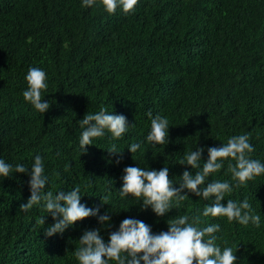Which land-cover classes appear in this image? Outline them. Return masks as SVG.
<instances>
[{
	"label": "trees",
	"instance_id": "trees-1",
	"mask_svg": "<svg viewBox=\"0 0 264 264\" xmlns=\"http://www.w3.org/2000/svg\"><path fill=\"white\" fill-rule=\"evenodd\" d=\"M33 66L48 74L42 98L52 106L44 115L23 99ZM102 106L134 125L120 140L96 138L83 153L78 121ZM149 112L169 120V138L157 148L145 140ZM240 134L250 135L252 158L264 161V0H138L128 14L85 9L81 0H0V158L30 167L43 156L46 191L80 187L82 203L111 212L112 226L101 232L106 241L125 218L166 231L168 219L196 216L208 203L189 193L165 217L141 211L137 200L119 199L125 167H169L179 182L186 151L203 147L206 161L208 147ZM133 142H142L134 154L127 150ZM112 143L122 156L107 151ZM224 171L209 180L228 179ZM28 179L0 178V264H78L80 236L101 225L89 217L46 237L52 217L38 225L46 215L40 206L20 208L30 197ZM245 197L261 216L260 228L226 217H202L201 227L221 225L223 241L238 248L237 264H264V176L224 203Z\"/></svg>",
	"mask_w": 264,
	"mask_h": 264
},
{
	"label": "clouds",
	"instance_id": "clouds-1",
	"mask_svg": "<svg viewBox=\"0 0 264 264\" xmlns=\"http://www.w3.org/2000/svg\"><path fill=\"white\" fill-rule=\"evenodd\" d=\"M138 0H81V7H102L108 14L117 10L125 14L132 12ZM27 87L23 91V99L34 110L45 114L52 106L42 94L48 89V74L41 67H30L24 77ZM150 130L145 138L153 148L165 143L169 138V120L149 112ZM81 133L79 148L85 153L96 138L106 135L111 140H120L134 125H129L127 117L116 114L102 106L95 113H87L79 120ZM142 142L131 143L127 150L137 153ZM110 154L121 155L117 144L112 143L107 149ZM205 148L197 146L188 150L179 160L185 166L179 182L169 178V167L146 169L127 166L123 169L122 185L118 189L121 201L135 199L141 211H151L157 217H165L171 210L179 209L181 204L194 194L204 201L203 211L196 216L177 215L167 220L166 231L154 232L151 225L144 221L128 217L122 220L117 230L109 234L107 241L101 235L103 229L112 226L111 212L101 214L99 206L89 207L82 203L81 188L70 191H59L53 194L46 191L49 176L46 174L44 157L35 155L30 167L23 163L15 165L0 158V178H9L14 173L26 174L30 197L26 204L20 206L21 211H28L34 205L40 206L41 215L36 223L46 224L49 216L54 223L44 228L46 237L63 234L77 221L95 217L100 228L83 231L79 238V246L74 255L78 264H237V250L223 241L221 225L210 223L201 227L203 218L226 217L229 223L236 222L245 227L252 225L260 228L261 216L245 197L243 200L227 199L235 189L245 187L249 181L264 176V161L253 159L254 146L250 143L249 134L233 135L220 147H208L207 160H203ZM121 161L117 159L116 164ZM203 162V163H201ZM195 170V174L188 170ZM226 166V168H225ZM225 169L223 175L228 179H212L209 177ZM67 170V167H66ZM178 185V186H177ZM105 201L107 197L103 198ZM108 204V203H103ZM223 241V243H220Z\"/></svg>",
	"mask_w": 264,
	"mask_h": 264
}]
</instances>
